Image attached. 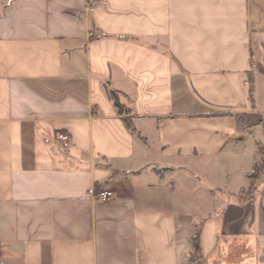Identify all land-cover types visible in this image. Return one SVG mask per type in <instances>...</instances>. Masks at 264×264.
I'll return each instance as SVG.
<instances>
[{
  "label": "crops",
  "instance_id": "crops-1",
  "mask_svg": "<svg viewBox=\"0 0 264 264\" xmlns=\"http://www.w3.org/2000/svg\"><path fill=\"white\" fill-rule=\"evenodd\" d=\"M260 85L264 0H0V264H264Z\"/></svg>",
  "mask_w": 264,
  "mask_h": 264
},
{
  "label": "trees",
  "instance_id": "trees-1",
  "mask_svg": "<svg viewBox=\"0 0 264 264\" xmlns=\"http://www.w3.org/2000/svg\"><path fill=\"white\" fill-rule=\"evenodd\" d=\"M112 98L115 101V106L119 109V113H123V106L120 104L119 99L116 94H112ZM129 128H132L130 122L126 120ZM239 122L240 123H246L249 122V119L247 117L241 116L239 117ZM260 160L255 162L254 170L251 174V177L257 178L263 171L264 169V153L260 151ZM193 252H192V260L193 262L197 264H202V254H201V247H200V241H199V236L197 235L193 240Z\"/></svg>",
  "mask_w": 264,
  "mask_h": 264
},
{
  "label": "built area",
  "instance_id": "built-area-1",
  "mask_svg": "<svg viewBox=\"0 0 264 264\" xmlns=\"http://www.w3.org/2000/svg\"><path fill=\"white\" fill-rule=\"evenodd\" d=\"M94 7H95V4L89 1L88 10L91 12L94 10ZM59 139L65 144V146H68L71 141L68 135H60ZM113 198H115V192L109 189L101 191L97 196V200L100 202H104V203L109 202Z\"/></svg>",
  "mask_w": 264,
  "mask_h": 264
},
{
  "label": "rangeland",
  "instance_id": "rangeland-1",
  "mask_svg": "<svg viewBox=\"0 0 264 264\" xmlns=\"http://www.w3.org/2000/svg\"><path fill=\"white\" fill-rule=\"evenodd\" d=\"M258 92H259L260 98L264 99V86L260 85L258 88Z\"/></svg>",
  "mask_w": 264,
  "mask_h": 264
}]
</instances>
